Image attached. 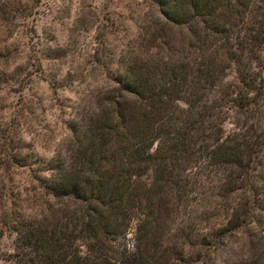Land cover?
<instances>
[{
  "label": "trees",
  "instance_id": "obj_1",
  "mask_svg": "<svg viewBox=\"0 0 264 264\" xmlns=\"http://www.w3.org/2000/svg\"><path fill=\"white\" fill-rule=\"evenodd\" d=\"M146 1L158 16L46 162L60 215L19 223L11 264H264V0Z\"/></svg>",
  "mask_w": 264,
  "mask_h": 264
},
{
  "label": "rangeland",
  "instance_id": "obj_2",
  "mask_svg": "<svg viewBox=\"0 0 264 264\" xmlns=\"http://www.w3.org/2000/svg\"><path fill=\"white\" fill-rule=\"evenodd\" d=\"M154 16L146 0H0V264H11L19 223L60 215L42 186L46 162L65 157L70 121L98 104L116 59ZM220 248L206 247L214 264Z\"/></svg>",
  "mask_w": 264,
  "mask_h": 264
}]
</instances>
